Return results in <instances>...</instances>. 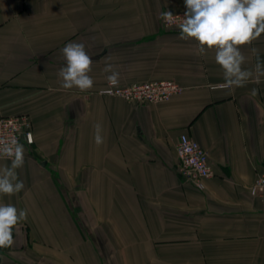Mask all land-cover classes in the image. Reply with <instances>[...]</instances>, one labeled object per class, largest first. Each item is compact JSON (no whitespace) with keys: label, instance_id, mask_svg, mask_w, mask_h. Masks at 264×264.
Masks as SVG:
<instances>
[{"label":"crops","instance_id":"obj_1","mask_svg":"<svg viewBox=\"0 0 264 264\" xmlns=\"http://www.w3.org/2000/svg\"><path fill=\"white\" fill-rule=\"evenodd\" d=\"M183 10L184 0H0V114L27 113L35 138L17 169L24 189L0 196L27 211L0 264H264V196L251 189L264 172L254 71L264 34L241 47L253 77L226 88L215 51L163 25L162 13ZM69 42L93 60L87 91L61 87ZM107 65L119 84L183 89L158 103L106 95ZM182 133L208 150L203 188L180 173Z\"/></svg>","mask_w":264,"mask_h":264},{"label":"clouds","instance_id":"obj_2","mask_svg":"<svg viewBox=\"0 0 264 264\" xmlns=\"http://www.w3.org/2000/svg\"><path fill=\"white\" fill-rule=\"evenodd\" d=\"M186 12L176 24L170 11L162 13V19L170 26L176 24L180 38L192 39L198 45V53L204 55L206 50L215 51V62L224 73L223 87H242L253 77V71L244 70L245 57L241 47L251 45L264 34V0H184ZM252 52L258 55L257 49ZM65 66L61 67L58 77L63 89L77 88L87 91L93 87L94 80L90 76L93 60L82 43L69 42L62 49ZM255 78L264 76V64L255 65ZM110 85H117L119 73L112 65L105 67ZM257 94L252 89V95ZM94 143H104L102 125H94ZM0 157L10 160V166L0 168V196H14L20 193L25 185L19 179L17 169L22 168L25 161V149L16 140H0ZM27 219V211L18 210L12 204L0 203V248L14 244L13 230Z\"/></svg>","mask_w":264,"mask_h":264},{"label":"built area","instance_id":"obj_3","mask_svg":"<svg viewBox=\"0 0 264 264\" xmlns=\"http://www.w3.org/2000/svg\"><path fill=\"white\" fill-rule=\"evenodd\" d=\"M167 12V11H166ZM186 10L171 12L175 17L176 24ZM163 25L169 29L178 28L176 24L171 26L162 19ZM182 86L174 80L161 79L132 84L108 85L103 90L106 95L117 96L137 102H163L169 100L174 94L182 91ZM0 140H16L31 145L34 143L32 121L27 113L0 114ZM176 150L180 159V173L186 180L194 182L199 188H203L205 180L214 175L209 162L208 150L199 141L188 133H182L178 139ZM2 158V157H0ZM252 192L264 196V172L257 176Z\"/></svg>","mask_w":264,"mask_h":264},{"label":"trees","instance_id":"obj_4","mask_svg":"<svg viewBox=\"0 0 264 264\" xmlns=\"http://www.w3.org/2000/svg\"><path fill=\"white\" fill-rule=\"evenodd\" d=\"M32 121V120H31ZM32 128H33V123H32ZM29 144H27L26 142H23V146L24 148L27 147Z\"/></svg>","mask_w":264,"mask_h":264}]
</instances>
